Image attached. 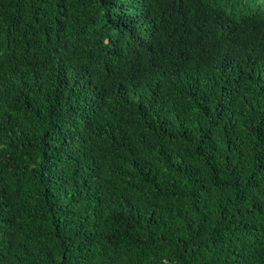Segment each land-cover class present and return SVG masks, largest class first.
Instances as JSON below:
<instances>
[{"label":"trees","instance_id":"trees-1","mask_svg":"<svg viewBox=\"0 0 264 264\" xmlns=\"http://www.w3.org/2000/svg\"><path fill=\"white\" fill-rule=\"evenodd\" d=\"M0 264H264V0H0Z\"/></svg>","mask_w":264,"mask_h":264}]
</instances>
